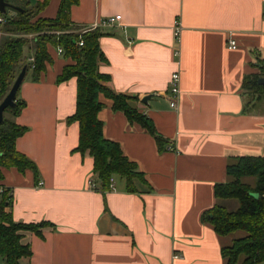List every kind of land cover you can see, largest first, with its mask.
I'll return each instance as SVG.
<instances>
[{"label":"crops","instance_id":"0c3cea01","mask_svg":"<svg viewBox=\"0 0 264 264\" xmlns=\"http://www.w3.org/2000/svg\"><path fill=\"white\" fill-rule=\"evenodd\" d=\"M59 2L49 0L38 15L54 17ZM69 14L77 27L120 14L113 25L99 26L105 59L97 70L109 76L112 91L136 97L129 104L152 120L164 149L99 94L103 135L120 144L144 177L134 178L129 191L115 174L102 191L92 156L74 150L78 122L67 121L75 110L76 77L56 81L71 59L49 46L51 62L37 80L26 71L17 93L24 105L12 116L26 127L15 148L34 161L38 174L11 166L0 179L12 193L13 220L50 222L40 233L20 231L31 250L20 264H225L221 246L235 237L218 235L201 213L226 200L215 197L214 185L228 180L229 161L264 153V99L245 112L242 87L244 75L264 62V0H78ZM3 22L0 41L9 34ZM174 71L179 95L171 106Z\"/></svg>","mask_w":264,"mask_h":264},{"label":"trees","instance_id":"16d2710c","mask_svg":"<svg viewBox=\"0 0 264 264\" xmlns=\"http://www.w3.org/2000/svg\"><path fill=\"white\" fill-rule=\"evenodd\" d=\"M48 2L37 0L29 6L26 0L22 4H15L22 10L10 8L14 11L11 16L1 13L5 17L2 28L9 34L0 41V100L23 64L27 65L26 71H31L32 79L37 80L46 64L52 60L49 46L56 50L61 48V54L70 58L71 62L62 67L56 81L74 76L77 83L75 110L67 117L68 122L77 121L79 125L78 144L74 150H87L92 156L93 172L102 191L110 189V177L115 174L125 178L127 189L134 191L133 179H143V173L123 153L117 141L103 135V122L97 116L103 107L99 94L112 100L114 110H121L130 122L139 123L151 133L160 150L164 149L165 139L157 132L150 118L129 104V99L136 97L112 91L106 84L109 76L97 70L98 62L105 59L98 43L102 31L99 27L84 32L76 30L78 27L70 19L69 11L78 0H60L54 17L39 16ZM79 40L83 41L81 45L78 44ZM25 51H31L32 60L25 58ZM258 67V72L247 73L243 77L242 87L247 94L245 112L252 111L257 102L264 99V83L258 82V77L264 76V62L260 61ZM18 89L15 105L4 109L0 121V179L3 177L2 168L11 166L20 171L29 168L35 177L38 174L34 161L15 148V139L26 127L4 117L7 110L12 116L17 115L24 105L17 97ZM226 172L228 180L214 185V195L219 199L234 198L239 205L229 210L221 203H215L201 213V220L209 223L218 235L244 231L243 235L221 246L225 264H236L238 261L240 264H258L264 261V153L237 155L227 163ZM244 176L255 178L250 183L243 180ZM93 188H98L95 183ZM10 191L5 187L0 193V257L3 263L20 264L22 258L31 254L29 245L20 240V231L40 233V228L50 222L13 220L10 209H7L12 201Z\"/></svg>","mask_w":264,"mask_h":264},{"label":"built area","instance_id":"2783aa9c","mask_svg":"<svg viewBox=\"0 0 264 264\" xmlns=\"http://www.w3.org/2000/svg\"><path fill=\"white\" fill-rule=\"evenodd\" d=\"M121 18L120 14H114V15H109L107 17H104L102 19H100L97 22H94L92 24L89 25H81L79 26L76 30H78L79 32H84L99 26H103V25H113L115 21L119 20ZM5 19L0 16V22H3ZM180 31V26L178 25V23H175V27H174V34L176 36V38H178V34ZM82 40L78 41V44L81 45L82 44ZM228 47L229 48H235L236 47V40L235 39H229L228 41ZM58 53H61V48L57 49ZM29 60H32V57L29 58ZM179 80H180V76L179 73L177 71H174L171 73L170 75V79H169V90L171 93V106H175L177 103V98L179 95ZM42 183L41 181L39 182V184ZM88 185L93 187L94 186V182L92 181V179L88 180ZM110 185H112V177H110ZM5 187L0 185V193L3 191ZM11 193V191H10ZM2 264H7V263H2Z\"/></svg>","mask_w":264,"mask_h":264},{"label":"water","instance_id":"95a60500","mask_svg":"<svg viewBox=\"0 0 264 264\" xmlns=\"http://www.w3.org/2000/svg\"><path fill=\"white\" fill-rule=\"evenodd\" d=\"M7 8H12L15 10H22V8L18 5L12 4L7 0H0V13H5ZM27 65L23 64L20 68L19 72L15 76L11 86L9 87L8 91L4 95V97L0 101V121L3 118V111L6 107H13L15 105V94L17 92L18 87L20 86L21 82L26 73ZM259 83H264V76L258 77ZM150 98V94L145 95L141 98L143 102L147 101ZM256 195V193H254Z\"/></svg>","mask_w":264,"mask_h":264},{"label":"rangeland","instance_id":"374dc122","mask_svg":"<svg viewBox=\"0 0 264 264\" xmlns=\"http://www.w3.org/2000/svg\"><path fill=\"white\" fill-rule=\"evenodd\" d=\"M10 9H7V12H5L6 13V15H8L9 13H10ZM4 14V13H3ZM28 73V72H27ZM16 75H17V73H16ZM15 75V76H16ZM15 78V77H14ZM14 80V79H13ZM13 80L11 81V83H10V85H9V87L11 86V84H12V82H13ZM8 91V90H7ZM6 91V92H7ZM6 94V93H5ZM4 94V95H5ZM4 95L2 96V98L4 97ZM1 98V99H2ZM1 101V100H0ZM4 117L5 118H7V119H12V115H11V112L9 111V110H7V111H5L4 112ZM254 178L255 177H251V176H244L243 177V180L244 181H246V182H250V183H252L253 181H254ZM221 203L222 204H224L225 205V207L227 208V209H229V210H233V209H235L239 204H238V201L236 200V199H234V198H230V199H226V200H223V201H221ZM244 234V231H242V230H237V231H234V232H232V233H230L228 236H230V237H238V236H241V235H243Z\"/></svg>","mask_w":264,"mask_h":264}]
</instances>
